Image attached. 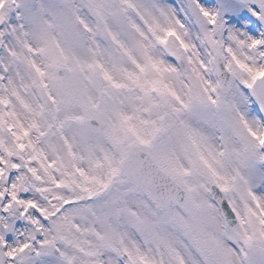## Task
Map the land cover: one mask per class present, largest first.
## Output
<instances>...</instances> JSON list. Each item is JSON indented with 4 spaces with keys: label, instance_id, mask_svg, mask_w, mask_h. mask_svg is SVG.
I'll return each instance as SVG.
<instances>
[{
    "label": "snow or ice",
    "instance_id": "snow-or-ice-1",
    "mask_svg": "<svg viewBox=\"0 0 264 264\" xmlns=\"http://www.w3.org/2000/svg\"><path fill=\"white\" fill-rule=\"evenodd\" d=\"M72 20L0 0V264H264V0ZM92 119L110 147L76 146Z\"/></svg>",
    "mask_w": 264,
    "mask_h": 264
},
{
    "label": "rangeland",
    "instance_id": "rangeland-1",
    "mask_svg": "<svg viewBox=\"0 0 264 264\" xmlns=\"http://www.w3.org/2000/svg\"><path fill=\"white\" fill-rule=\"evenodd\" d=\"M79 2L80 0H35L34 7L37 13H42L43 18L51 24L50 30L63 42L66 31L76 30V26L72 20V8L74 4H78ZM81 54L83 53L81 52ZM69 135L75 138L77 147L84 144H100L104 147H110L104 134V127L99 129L90 125L89 122L83 127L77 123H73L69 130ZM128 187L132 189L131 185ZM147 199V196L139 190L131 191L127 198L128 203L138 204L140 210L144 212L155 210V205L151 201L148 202L149 207H143L141 202Z\"/></svg>",
    "mask_w": 264,
    "mask_h": 264
}]
</instances>
